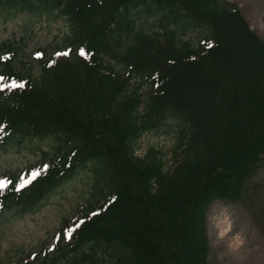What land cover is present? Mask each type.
Returning <instances> with one entry per match:
<instances>
[{
	"label": "trees",
	"instance_id": "16d2710c",
	"mask_svg": "<svg viewBox=\"0 0 264 264\" xmlns=\"http://www.w3.org/2000/svg\"><path fill=\"white\" fill-rule=\"evenodd\" d=\"M4 13L65 18L74 52L42 63L37 75L20 70L14 55L0 57V150L51 142L24 178L15 174L0 192V215L36 213L86 169L94 188L83 216L65 220L53 252L33 264H210V205L245 201L264 164V39L238 7L0 0ZM143 13H156L159 28L136 25ZM193 30L203 33L197 42L186 37ZM13 81L25 87L9 88ZM170 122L173 166L155 147L136 154L144 133ZM34 172L41 174L16 191Z\"/></svg>",
	"mask_w": 264,
	"mask_h": 264
},
{
	"label": "rangeland",
	"instance_id": "374dc122",
	"mask_svg": "<svg viewBox=\"0 0 264 264\" xmlns=\"http://www.w3.org/2000/svg\"><path fill=\"white\" fill-rule=\"evenodd\" d=\"M235 5L264 39V0H221ZM135 15H138L135 13ZM152 15L136 17V25L147 23L148 31L159 28ZM71 27L65 18L26 13L0 15V57H11L25 74L37 75L42 63L54 62L64 53L74 52L67 40ZM202 32L193 30L187 38L198 41ZM13 51L3 52L4 45ZM118 71H123L117 65ZM1 74V73H0ZM138 77L132 80L138 85ZM144 99L146 88L140 90ZM175 123L146 132L135 145L136 154L144 156L151 147L166 153L167 167L173 166L171 150L175 144ZM49 139H33L8 151L0 150V180L15 174L25 177L29 167L49 151ZM254 187L245 201L215 200L207 212V235L211 245L210 264H264V164L249 181ZM94 191L89 169L60 187L46 199L39 211L23 217L0 215V264H33L52 253L61 238L64 221L68 226L82 217ZM108 262V260H104Z\"/></svg>",
	"mask_w": 264,
	"mask_h": 264
},
{
	"label": "snow or ice",
	"instance_id": "6c2138e0",
	"mask_svg": "<svg viewBox=\"0 0 264 264\" xmlns=\"http://www.w3.org/2000/svg\"><path fill=\"white\" fill-rule=\"evenodd\" d=\"M209 47H211V45H209ZM80 54L83 56L85 55V52L83 50H81ZM63 55H68V53H64ZM9 88L11 89H22L25 87V85L23 83H16L15 81H13L9 86ZM41 173L40 172H34L31 174V179H25L23 181L22 184H20V186L18 188H16V191H20L23 188L27 187L28 185H30ZM10 181H6V180H0V192L5 191L9 185H10ZM80 225H76L74 228H71L68 232H67V238L68 239H72L73 238V234L74 232L79 228Z\"/></svg>",
	"mask_w": 264,
	"mask_h": 264
}]
</instances>
